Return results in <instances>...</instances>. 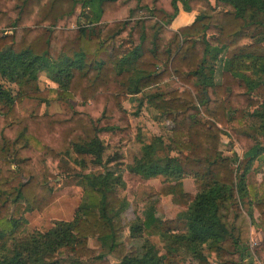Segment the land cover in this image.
<instances>
[{"label":"trees","instance_id":"1","mask_svg":"<svg viewBox=\"0 0 264 264\" xmlns=\"http://www.w3.org/2000/svg\"><path fill=\"white\" fill-rule=\"evenodd\" d=\"M180 10L196 15L174 30ZM40 74L54 86L41 88ZM168 79L178 86L160 90ZM24 99L69 112L25 116ZM142 107L170 135L141 143L125 167ZM226 131L240 156L222 149ZM263 165L264 0H0V264L264 263V241L250 238L264 227V174L250 180ZM158 177L155 195L182 209L137 215L128 247V198ZM64 178L80 187L72 218L27 231L23 213L65 194L54 186Z\"/></svg>","mask_w":264,"mask_h":264},{"label":"rangeland","instance_id":"2","mask_svg":"<svg viewBox=\"0 0 264 264\" xmlns=\"http://www.w3.org/2000/svg\"><path fill=\"white\" fill-rule=\"evenodd\" d=\"M38 84L41 88L54 86L43 74L39 75ZM178 83L174 79H168L159 85V89L168 91L176 88ZM139 96H131L124 102V107L133 112L136 110L137 101ZM75 102L70 100L69 104L73 105ZM18 111L20 114L28 116L31 114H55V113H68L69 105L63 101H51L47 104L39 103L33 99H24L18 104ZM154 112L149 111L146 107L140 109L138 116H130V122L133 128L134 135L138 134V137L133 139L124 149L125 167L131 165L134 157L140 153L141 143L148 142L153 136L161 135L164 141L167 143V139L170 135V123L164 120H156L154 118ZM228 131L221 134L222 149L227 154L241 155L240 146L231 137ZM111 140L105 138V143L109 144ZM125 167L122 168V174L125 173ZM264 174V165L262 170L252 172L250 174V180L259 182ZM121 175V174H120ZM187 179L183 184L184 191L188 194L195 193V186L193 180L186 176ZM183 179V181H184ZM163 178L149 179L145 183L138 184L134 195L129 200V207L122 213L121 219L123 223V240L129 247L136 245L135 241L130 237L129 226L135 220V217L142 216L149 210L155 209L157 215L163 219H172L182 209L183 201H175L171 199V196H156V190L159 187ZM55 187H63L66 193L57 197L53 203L46 207L43 211H28L23 213V217L26 220V230L33 231H46L48 230L56 220H70L77 208L80 198V187L77 186L72 179H58ZM130 186L126 183L125 189H119L118 194L121 196H127ZM152 242L161 245L157 238H151ZM88 246L94 250H98V243L94 239L88 240ZM110 264H115L112 258H108Z\"/></svg>","mask_w":264,"mask_h":264},{"label":"crops","instance_id":"3","mask_svg":"<svg viewBox=\"0 0 264 264\" xmlns=\"http://www.w3.org/2000/svg\"><path fill=\"white\" fill-rule=\"evenodd\" d=\"M196 15V12H184L183 10H180L178 13V16L175 18V20L171 24V28L176 30L181 26L187 25L191 23ZM187 179H184L183 184L185 183ZM250 238L251 242L254 244H258L262 241H264V227L261 226H251L250 231Z\"/></svg>","mask_w":264,"mask_h":264},{"label":"built area","instance_id":"4","mask_svg":"<svg viewBox=\"0 0 264 264\" xmlns=\"http://www.w3.org/2000/svg\"><path fill=\"white\" fill-rule=\"evenodd\" d=\"M251 244H254V243L251 242ZM253 261L255 264H264V263L258 261L257 258H255V257L253 258Z\"/></svg>","mask_w":264,"mask_h":264}]
</instances>
